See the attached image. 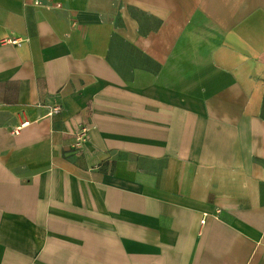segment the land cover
I'll return each mask as SVG.
<instances>
[{
	"label": "crops",
	"instance_id": "0c3cea01",
	"mask_svg": "<svg viewBox=\"0 0 264 264\" xmlns=\"http://www.w3.org/2000/svg\"><path fill=\"white\" fill-rule=\"evenodd\" d=\"M40 1L0 0V264H264V0Z\"/></svg>",
	"mask_w": 264,
	"mask_h": 264
},
{
	"label": "built area",
	"instance_id": "2783aa9c",
	"mask_svg": "<svg viewBox=\"0 0 264 264\" xmlns=\"http://www.w3.org/2000/svg\"><path fill=\"white\" fill-rule=\"evenodd\" d=\"M33 5L34 6H40L41 5V1L40 0H33ZM12 44H20L19 41H12L11 42ZM61 111V108L60 107H55L52 111V114H57ZM22 127H19L17 128L16 130H14V134L15 135H19L20 131H21ZM88 139V129L86 127H84L78 134V141H79V144L80 143H84L86 142ZM202 223L204 224L205 223V220L202 221Z\"/></svg>",
	"mask_w": 264,
	"mask_h": 264
}]
</instances>
